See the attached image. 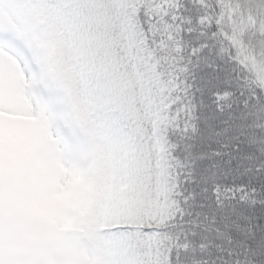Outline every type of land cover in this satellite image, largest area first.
I'll use <instances>...</instances> for the list:
<instances>
[{"label": "snow or ice", "instance_id": "obj_1", "mask_svg": "<svg viewBox=\"0 0 264 264\" xmlns=\"http://www.w3.org/2000/svg\"><path fill=\"white\" fill-rule=\"evenodd\" d=\"M0 264H264V0H0Z\"/></svg>", "mask_w": 264, "mask_h": 264}]
</instances>
